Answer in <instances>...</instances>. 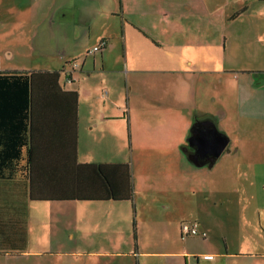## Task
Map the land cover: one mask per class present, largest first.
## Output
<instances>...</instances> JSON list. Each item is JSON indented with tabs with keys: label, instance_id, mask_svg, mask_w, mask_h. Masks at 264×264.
<instances>
[{
	"label": "crops",
	"instance_id": "crops-1",
	"mask_svg": "<svg viewBox=\"0 0 264 264\" xmlns=\"http://www.w3.org/2000/svg\"><path fill=\"white\" fill-rule=\"evenodd\" d=\"M81 2L103 4L102 0ZM95 29L98 38L80 48L86 52L103 38L108 39L107 48L88 54L82 69L74 71L76 81L80 79L76 72L88 74V111H81L79 99L78 160L132 164L136 212L130 201L28 202L26 246H21L20 230L14 250L0 249V257L40 256L45 248H29L36 241L39 247L53 243L54 250L62 245L65 255H75L88 244V264H264V209L259 208L263 193L255 198L257 209H246L240 217L232 209L220 208V178L215 177L224 154L231 158L242 151L250 183L257 177L255 166L264 159L251 144L261 135L253 132L252 123L264 126V0H118L113 8L88 12V34ZM62 49L61 69L50 62L30 70H4L0 64V72H58L65 88L75 91L67 87L62 69L76 57V47ZM3 54L13 58L15 53L4 47L0 58ZM104 89L108 98L101 102ZM136 97L147 101L148 107L158 104L150 111L136 112L146 125L159 123L156 132L165 134L167 141L135 140L133 128L136 125V133L141 134L142 124L116 100L122 103ZM0 112L5 123L7 110ZM228 117L230 131L221 122ZM57 118L56 112L50 114L54 128ZM206 120L214 122L230 141L213 165L198 166L189 158L197 147L190 146L189 138L194 124ZM241 124L245 129L236 132L237 140L245 141L237 145L232 131ZM70 126L69 117L58 123L59 128ZM191 166L208 169L193 170L194 178L189 174ZM234 196L229 191L223 201ZM2 199L6 203L7 197ZM34 203L54 204V209H36L31 207ZM19 210L22 215L19 211L16 215L24 217L23 209ZM31 214L46 218L33 224ZM56 220L61 224L58 230ZM185 220H198L208 236L183 237L180 225ZM49 221L51 227L46 224ZM36 226L44 233L33 241ZM79 241L82 245L76 244Z\"/></svg>",
	"mask_w": 264,
	"mask_h": 264
},
{
	"label": "trees",
	"instance_id": "trees-1",
	"mask_svg": "<svg viewBox=\"0 0 264 264\" xmlns=\"http://www.w3.org/2000/svg\"><path fill=\"white\" fill-rule=\"evenodd\" d=\"M107 44L108 39L103 38L86 52L102 53ZM84 61L74 57L65 62L62 72L66 83L76 81L74 71L82 69ZM64 85L54 71L0 72V111L7 110L5 123L4 113L0 112V143L6 147L0 146V249L9 246L14 250L20 230L21 246H26L28 202L130 201L136 212L129 162L78 160L79 94ZM53 112L58 115L55 128L49 121ZM67 117L70 129L59 128L58 123ZM9 192L14 202L9 200ZM19 209H23L24 217L16 215L18 211L22 215ZM133 238L137 245L135 218Z\"/></svg>",
	"mask_w": 264,
	"mask_h": 264
},
{
	"label": "rangeland",
	"instance_id": "rangeland-1",
	"mask_svg": "<svg viewBox=\"0 0 264 264\" xmlns=\"http://www.w3.org/2000/svg\"><path fill=\"white\" fill-rule=\"evenodd\" d=\"M102 5L88 3L85 6L81 0H0V48L9 47L14 51V57L9 58L6 54H3L0 58V64L4 65V70H30L31 68H39L45 63L50 62L57 68L62 66V60L59 58L63 54V49L66 47H76L75 56L81 62L84 59L88 60V54L82 51L80 47H88V42L93 44L92 41L98 38L97 29L92 31V34H88V12H97L99 8H113L118 0H102ZM81 3V4H79ZM79 4V5H78ZM86 15V16H85ZM78 17L79 20L77 19ZM90 37V38H89ZM79 47V48H78ZM60 48V49H59ZM48 49L52 50L48 54ZM91 57V56H90ZM62 58V57H61ZM61 69V68H60ZM59 69V70H60ZM76 78H80L75 83H67V87L74 89L79 94L81 111H88V74L76 72ZM93 79V78H92ZM94 81V79H93ZM103 92H108L104 89ZM101 93V102L107 101V95ZM127 92L125 91L124 94ZM123 94V95H124ZM103 95V96H102ZM106 97V98H105ZM112 100V99H110ZM114 100V97H113ZM119 106L123 108L125 113L133 111V116L137 122H141V134L136 133V125L133 128L135 140L142 143H154L157 141H167L166 135L162 132H156V127L159 123L151 122L146 125V121L138 116L137 109L150 111L158 104H153L148 107V102L141 98H132L120 103ZM222 127L227 126L228 131L232 128L229 124V117L221 120ZM86 124V120H83V127ZM250 125H246L249 127ZM254 127L253 132L260 133L255 137L251 144L254 152L264 156V126H259L258 123H252ZM245 128L241 124L233 128L232 133H236L238 130H244ZM130 130L127 127L125 133V139L127 143L130 142L129 135ZM132 134V128H131ZM236 144H242L245 139L237 140V133L234 135ZM215 169V177L220 178L221 188V209H232L234 213H238L240 217H243L246 209H257L258 206L255 203V198L258 193L264 195V159L255 166L256 169L253 173H257V177L250 183V173L243 165L242 151L237 150L231 158H226L224 154ZM133 162V158L130 160ZM132 166V164H131ZM133 168V167H132ZM147 168V167H146ZM208 169L207 167H193L191 166V177H197L193 174L195 171H203ZM133 171V170H132ZM198 176H207V173H195ZM235 178L236 181L228 183L229 179ZM246 179V180H245ZM232 191L235 196L232 201L225 202L223 197L228 195V192ZM259 199V196H258ZM48 203H34L31 205L37 206L36 209H54ZM264 209V196L259 208ZM223 212V211H222ZM225 215V214H224ZM46 216L37 219L31 214V221L33 224H37L39 220L45 219ZM50 227L52 222H46ZM54 227L58 230L61 224L56 220ZM44 233V229L41 227H34L32 230V240L41 238ZM77 245H82L79 241ZM44 247H39L35 243H32L30 249H43L44 252L40 253V256L23 257H0V264H63L64 260H69L75 264H88V244L83 245L79 249V253L75 255L63 254V247L59 245L54 250L53 243L46 244ZM23 255H26L25 253ZM44 260H48V263H42Z\"/></svg>",
	"mask_w": 264,
	"mask_h": 264
},
{
	"label": "water",
	"instance_id": "water-1",
	"mask_svg": "<svg viewBox=\"0 0 264 264\" xmlns=\"http://www.w3.org/2000/svg\"><path fill=\"white\" fill-rule=\"evenodd\" d=\"M229 141V136L220 131L214 122L197 121L193 126L192 136L189 138L190 146L196 145L197 147L190 152L189 158L198 166L213 165L227 150Z\"/></svg>",
	"mask_w": 264,
	"mask_h": 264
},
{
	"label": "built area",
	"instance_id": "built-area-1",
	"mask_svg": "<svg viewBox=\"0 0 264 264\" xmlns=\"http://www.w3.org/2000/svg\"><path fill=\"white\" fill-rule=\"evenodd\" d=\"M99 45H96L95 47H98ZM181 232L183 235H203L207 236L208 231L202 230L200 228V222L198 220H187L183 221L181 224ZM212 257L211 255H208V257ZM199 264V263H197Z\"/></svg>",
	"mask_w": 264,
	"mask_h": 264
}]
</instances>
